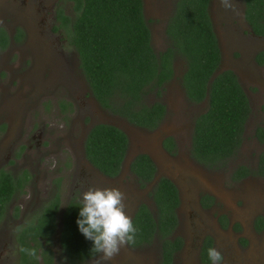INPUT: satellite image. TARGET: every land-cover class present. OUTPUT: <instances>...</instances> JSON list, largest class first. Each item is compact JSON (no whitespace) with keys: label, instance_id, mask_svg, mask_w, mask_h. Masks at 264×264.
Listing matches in <instances>:
<instances>
[{"label":"rangeland","instance_id":"374dc122","mask_svg":"<svg viewBox=\"0 0 264 264\" xmlns=\"http://www.w3.org/2000/svg\"><path fill=\"white\" fill-rule=\"evenodd\" d=\"M174 2L143 0L155 52L167 46L165 26ZM231 3L233 7L228 9L220 0L209 4L221 52L218 71L231 69L235 73L248 98L250 113L236 154L217 168H207L196 163L190 152L194 119L207 104L193 103L186 97L181 57L174 60L173 77L159 95L152 91L144 100L163 103L164 118L153 130L141 128L102 108L90 93L78 67L77 53L58 28L55 15L58 5L70 14L71 3L0 0V29L9 38L5 46L0 45V165L16 175L22 171L31 175L23 192L9 204L0 222V237L8 234L7 221L20 220L23 214L27 218L54 192L60 196V209L74 196L82 201L90 187L131 186L124 191L128 214L137 203H150L153 182L141 189L134 187L127 168L137 154L146 153L156 164L155 177H169L180 190L179 221L169 237H179L181 246L172 264H212L200 256L207 237L212 247L222 252L223 264H264V229L255 227L259 218L264 220V179H231L241 165L255 168L257 155L264 149L254 136L256 127L264 126V65L255 60L264 50V37L251 33L243 0ZM96 123L115 125L128 137L122 172L113 180L86 165L82 142ZM165 136L174 139L173 155L161 144ZM202 195L212 198L209 208L198 206L197 198ZM6 242L2 257L7 260L5 264H12L8 260L16 255L15 245ZM160 245L161 239L155 234L147 244L123 247L111 261H104L98 253L81 263H70L61 249H55L56 263L161 264Z\"/></svg>","mask_w":264,"mask_h":264},{"label":"trees","instance_id":"16d2710c","mask_svg":"<svg viewBox=\"0 0 264 264\" xmlns=\"http://www.w3.org/2000/svg\"><path fill=\"white\" fill-rule=\"evenodd\" d=\"M61 1L71 3V14L62 5L57 6L58 28L75 49L82 76L102 108L138 127L155 129L164 118L166 107L159 101L145 103V97L152 91L159 95L160 89L173 77L174 60L181 57L185 63L181 83L186 97L193 103L206 101L207 104L205 111L194 119L191 156L213 167L236 154L250 105L235 73L231 69L218 71L221 52L209 13L211 0H175L165 26L168 43L159 52L151 45L143 0ZM243 3L244 17L252 32L264 36V0H243ZM7 42L6 33L0 29V45L3 47ZM255 60L264 65V50L255 55ZM254 136L264 143V126H257ZM163 145L172 150L174 143L167 137ZM127 148V135L108 123L91 126L84 140L86 159L108 177L119 174ZM130 171L144 187L152 181L155 165L147 154L141 153L131 161ZM248 175L264 178V150L258 155L254 169L241 165L232 172L231 178L238 180ZM29 178L27 171L16 175L0 170V217L7 200ZM150 195L153 208L141 203L132 217L139 232L131 245L147 244L157 234L161 239V264H172L173 254L181 246L179 237H169L177 225L178 191L169 179L162 177ZM81 206V201L74 196L60 209V196L55 192L43 204L40 214L20 228L21 247L37 250L40 243L31 245L30 239L49 238L55 231L56 214L61 211V253L70 263L96 256L98 253L92 252L93 242L85 238L77 225ZM259 223L263 225L262 218L257 220L256 227ZM210 247L212 240L207 237L200 255L205 263L210 261ZM21 256L22 262L25 261L26 255L21 253ZM44 259L45 264H50L51 259L45 256Z\"/></svg>","mask_w":264,"mask_h":264},{"label":"clouds","instance_id":"9594fccd","mask_svg":"<svg viewBox=\"0 0 264 264\" xmlns=\"http://www.w3.org/2000/svg\"><path fill=\"white\" fill-rule=\"evenodd\" d=\"M228 9L231 0H220ZM126 195L119 188L90 187L82 195L77 225L86 239L93 242L92 252L102 254L104 261H111L123 247L134 244L139 229L127 213ZM19 251L28 257L39 260L35 248L21 247ZM212 264H223L224 256L215 247L208 249Z\"/></svg>","mask_w":264,"mask_h":264},{"label":"flooded vegetation","instance_id":"af4514ba","mask_svg":"<svg viewBox=\"0 0 264 264\" xmlns=\"http://www.w3.org/2000/svg\"><path fill=\"white\" fill-rule=\"evenodd\" d=\"M56 11V10H55ZM71 14V13H70ZM55 15H56V13H55ZM57 18V17H56ZM248 24V23H247ZM248 26H249V24H248ZM249 28H250V26H249ZM250 31H251V33L253 34V35H255V36H257V37H264V36H262V35H257V34H254L253 32H252V30H251V28H250ZM7 35V34H6ZM8 37V36H7ZM8 41H9V38H8ZM8 43V42H7ZM93 126V125H92ZM91 128V127H90ZM88 131H89V129L87 130V132H86V134L84 135V140H85V138H86V135H87V133H88ZM255 132V131H254ZM167 137H170L171 139H172V141H173V143H174V145H173V148H172V150H168L164 145H163V141H162V146H163V148L168 152V153H170V154H172L173 155V152H175V142H174V139H173V137H171V136H165L164 138H163V140L165 139V138H167ZM256 138V137H255ZM257 139V138H256ZM258 140V139H257ZM258 142H260L259 140H258ZM261 143V142H260ZM261 144H263L264 145V143H261ZM128 149V148H127ZM264 150V149H263ZM82 151H83V154H84V142H82ZM262 151V150H261ZM260 151V152H261ZM260 152L258 153V155L260 154ZM139 154H141V153H139ZM146 154V153H145ZM138 155V154H137ZM148 155V154H147ZM258 155H257V160H258ZM85 156V155H84ZM149 156V155H148ZM150 157V156H149ZM192 157V156H191ZM193 158V157H192ZM134 159V158H133ZM133 159H131V161L133 160ZM194 159V158H193ZM195 160V159H194ZM85 161H86V165L88 164V166H91L92 168H94L91 164H90V162L86 159V157H85ZM124 161H125V159L123 160V162H122V165H121V170H120V172H119V174L117 175V176H114V177H108V176H105V175H103L102 173H101V175H103L105 178H107V179H109V180H113V179H116L119 175H120V173L122 172V166H123V164H124ZM131 161H130V163H131ZM153 161V160H152ZM195 162L196 163H198V164H201V165H203V166H205L204 164H202V163H200V162H198L197 160H195ZM130 163H129V165H128V172H129V175L131 176V180H132V184H133V186L134 187H136V186H138V188L139 189H141L142 188V186L140 185V183H139V181H138V179H137V177L130 171ZM154 163V165H155V172H154V176H153V179H152V181H150V182H148V183H146V185L148 184H150L151 182H153V187L151 188V191H149V198H150V203H145V202H139V203H137L132 209H131V211H130V213H129V215L131 216V217H133V215H134V213L136 212V210H137V208H138V206L141 204V203H145V204H147L150 208H153V202H152V200H151V195H150V193L152 192V190H153V188L155 187V185H156V182L158 181V180H160L162 177H165V176H160V177H155L156 176V171H157V169H156V164H155V162H153ZM205 167H207V168H210V167H208V166H205ZM256 167V166H255ZM212 168H217V166H213ZM249 168V167H248ZM96 169V168H95ZM250 169H254V168H250ZM0 170H4V171H8V172H10V170L9 169H7V168H5V167H2L1 165H0ZM97 170V169H96ZM11 174H13L12 172H10ZM30 175V174H29ZM251 176H256V175H248V176H245V177H242V178H239L238 180H243V179H246V178H249V177H251ZM258 177H260V176H258ZM30 178H31V175H30ZM29 178V179H30ZM165 178H167V179H169L174 185H175V187L177 188V191H178V196H179V205H178V207L176 208V215H177V224H178V221H179V219H178V217H179V213H178V208H179V206H180V202H181V199H180V190H179V188H178V186L169 178V177H165ZM260 178H262V179H264L263 177H260ZM28 179V180H29ZM232 179V178H231ZM28 180H27V182H28ZM155 180V181H154ZM233 181H237V180H233ZM26 182V183H27ZM26 183L22 186V190H17V191H15V193L14 194H12L11 195V197L9 198V200H7V202H6V205H5V207H4V211H3V213L1 214V217H0V222H1V220L4 218V216L6 215V213H7V209H8V206H9V204L11 205L12 204V201H14L15 200V197H16V194H18V193H21V192H23V189H24V187H25V185H26ZM145 185V186H146ZM111 188H112V186H111ZM119 188H121V189H123L122 190V192H124L125 190H130V188H131V186H125V187H120L119 186ZM144 188V187H143ZM55 194V192L51 195V197H49L48 199H46V200H44V201H42L40 204H39V206H38V209L37 210H35V212L34 213H32L30 216H28L27 218H25L24 217V214L20 217V220L18 219V220H16L15 218H12L11 217V215H10V217L12 218L11 219V221L9 222V221H7V223H6V227H7V229H8V234L7 235H4V236H2V237H0V264H5L6 262H7V260H4L3 259V257H2V253H3V250H4V248H5V245L7 244V242L6 241H8L11 245H15V249H16V255L14 256V258H13V260H8V261H10V263L12 262V264L14 263V264H34V260H32V258H28V256L26 255L25 257H26V260L25 261H23L22 262V256H21V252L19 251V249L21 248V244H20V242H19V240H18V232H19V230H20V228H22V227H25V226H27V224L30 222V221H32V220H34L35 218H36V216L38 215V214H40V212H41V210H42V206H43V204L45 203V202H47V201H49L51 198H52V196ZM207 195H202L201 197H199V198H197V200H198V206L199 207H202V208H209L211 205H212V198L210 197V196H207ZM80 200V199H79ZM69 201V200H68ZM81 201V200H80ZM214 203V202H213ZM60 213H61V211H58V213L56 214L57 215V220H56V223H55V231H54V233L49 237V238H44V237H37L36 238V240H31L30 239V244L31 245H34V243H37V244H39L40 246H39V248H37V254L39 255V257H40V261H38L39 262V264H45V259H44V256L45 257H47L48 259H51V262H50V264H57L56 263V261H57V257H56V255H55V249L56 250H60V242H59V229H60V227H61V223H60ZM258 219V218H257ZM263 222H264V220H262ZM9 226V227H8ZM177 226V225H176ZM256 227V226H255ZM257 228H259V229H264V223H263V225L261 224V223H259V225H258V227ZM29 239V238H28ZM25 240H27V239H25ZM129 246H132V245H129ZM161 246V245H160ZM59 249H58V248ZM60 252V251H59ZM42 253V254H41ZM177 253V251H175L174 252V254H173V258H172V261H173V259H174V256H175V254ZM41 255H43V257L41 256ZM58 255H59V253H58ZM28 258V259H27ZM88 260V259H87ZM161 260H162V257H161ZM79 263H81V262H79Z\"/></svg>","mask_w":264,"mask_h":264}]
</instances>
